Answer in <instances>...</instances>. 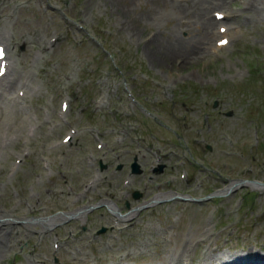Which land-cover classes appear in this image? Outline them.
Returning <instances> with one entry per match:
<instances>
[{
	"label": "rangeland",
	"instance_id": "obj_1",
	"mask_svg": "<svg viewBox=\"0 0 264 264\" xmlns=\"http://www.w3.org/2000/svg\"><path fill=\"white\" fill-rule=\"evenodd\" d=\"M5 1L0 25L13 37L7 56L17 68L12 92L0 100V209L16 219L12 229L19 227L23 239L1 264H27L28 252L44 264H95L100 255L130 248V257L139 252L134 264H162L187 238L198 243L188 261L222 243L226 253L233 243L264 250V189L243 180L214 195L228 179L264 181V0H224L220 10L234 14L222 21L230 27L228 43L212 47L213 34L185 59L170 54L171 46L163 51L166 61L151 60L145 47L200 33L202 6L194 0L181 6L174 0L177 15L169 0ZM49 35L56 39L39 49ZM70 128L72 138L61 143ZM133 156L140 171L132 174ZM182 169L185 183L177 180ZM93 172L104 176L84 191ZM170 175L175 181L164 184ZM123 176L133 181L124 185ZM154 190L172 196L141 205L119 223L101 202L83 217L67 215L40 230L56 211L103 196L126 213L125 201L136 204ZM132 191L139 193L135 200Z\"/></svg>",
	"mask_w": 264,
	"mask_h": 264
},
{
	"label": "bare ground",
	"instance_id": "obj_2",
	"mask_svg": "<svg viewBox=\"0 0 264 264\" xmlns=\"http://www.w3.org/2000/svg\"><path fill=\"white\" fill-rule=\"evenodd\" d=\"M4 1V0H3ZM7 1V0H6ZM5 1V2H6ZM222 1L223 0H194L193 3H198L202 6V11L201 13L199 14V16H201V21H202V29L200 31V33H197L196 35H194L193 37L191 38H188V39H175V43L172 45V44H164V45H161L157 48L155 47H149L147 44L148 43H145V49H146V54L148 55L149 58H151V60H154L155 57H158L160 60H164L166 61L168 59V55L166 52H163L164 50H167L169 49L171 46H174L175 47V51H174V47H171V51H170V54H177V56H181L183 57V59H185L187 57V55L190 53V51L195 47V45L197 44V42H200L204 39V41L207 39V38H210L212 37V35L214 34V25L218 22L217 20H215L212 16L209 15V11H208V7L211 5H220L222 4ZM9 2V1H8ZM177 3L180 5L181 3L179 1H177ZM17 5V4H16ZM1 8V7H0ZM7 8V7H6ZM180 8V7H178ZM177 8V9H178ZM3 16V15H2ZM225 16V14L223 13V16L222 18ZM4 18V17H2ZM1 19V18H0ZM221 20V19H220ZM7 21V20H5ZM3 22V21H2ZM8 22V21H7ZM6 23V22H5ZM133 23V22H132ZM7 24V23H6ZM10 24V23H9ZM137 24L135 23V26ZM6 26L5 24H1L0 25V39L1 41L5 40L7 43H12V39L13 37L10 36L9 34H7V30H6ZM227 31V29H226ZM27 39V38H26ZM151 39V38H150ZM149 39V40H150ZM26 41V40H25ZM30 41V40H29ZM151 41V40H150ZM149 41V42H150ZM28 43V42H27ZM203 43V42H202ZM37 44V43H36ZM40 49V48H39ZM167 55V56H166ZM34 57V55H33ZM38 57V56H37ZM10 58V57H9ZM14 58V57H13ZM11 58V59H13ZM15 59V58H14ZM31 61L33 59H30ZM12 63V61H11ZM14 63V62H13ZM15 65V64H14ZM16 66H12L11 69L8 67L7 69L5 68L4 70V73L3 75L0 77V100L3 99V96H4V92L5 91H8V90H12V87L15 83V80H16ZM20 73V72H19ZM18 79V78H17ZM16 86V85H15ZM10 90V91H11ZM12 92V91H11ZM3 94V96H1ZM10 95V94H9ZM11 96V95H10ZM13 97V96H12ZM16 97V96H15ZM14 99V98H13ZM17 100H19L17 97H16ZM6 100V99H5ZM8 101V100H6ZM7 103V102H6ZM13 103V102H12ZM8 147V146H7ZM237 183H233L232 181H230L228 183V185H226L225 187H222V188H218L215 192L217 193H220V194H224L226 190H228L229 187L232 188V185H236ZM248 184L251 186V187H257V188H264V183H260L258 182L257 180H253V181H248ZM233 186V187H234ZM230 189V188H229ZM172 192H166L164 193L163 195H160L162 198H166L167 196L168 197H171ZM183 198H185L186 196H182ZM151 201V200H150ZM105 205H107L108 209L111 211V212H115L117 213V209L116 207L114 206V204L112 202H109L108 200L106 199H103L102 201ZM36 210V209H35ZM136 209L135 208H130L126 213H117L118 214V218L116 219V223H119V218H123V219H128L131 217V215L134 213ZM84 212H85V209H82L81 210H78V211H74V214H76L78 217H83L84 215ZM10 212H5L3 210L0 209V264L2 262L5 261L6 259V252L7 251H10L14 244L17 243V242H20L22 239H23V235L21 234V231H20V228L17 227L16 231H13V227L12 225H14V221L16 219L14 218H11L10 216ZM70 213L67 212L65 214L63 213H60V214H54L53 216H50L48 219H46V221H43L41 224H40V230H43L44 228L47 227L48 224H51V223H54V222H57L58 220L60 219H63L64 217H66L67 215H69ZM21 216V215H20ZM28 222H30V220H27ZM24 230H27V231H30V228H28L27 225H23L22 226ZM30 232H27L25 235H28ZM203 235V234H202ZM22 236V237H21ZM188 237V236H186ZM191 237V236H190ZM200 237V235H199ZM205 238V237H203ZM137 239V238H136ZM187 239H190V238H187ZM196 238H193L192 240H195ZM134 240V239H133ZM160 240V239H158ZM157 240V241H158ZM202 240V239H201ZM204 240V239H203ZM72 241V240H71ZM70 241V242H71ZM69 242V241H68ZM162 242V240H161ZM185 243L183 244V248L178 250L175 254L172 255L171 259H174L176 260L177 257H179V263L181 261H184L188 258V256L185 257L184 255V252H185V244H187V241L185 240L184 241ZM75 243V242H73ZM83 243V242H82ZM110 243H112L110 241ZM130 242H126L124 243L123 245L125 244H130ZM143 243V242H142ZM159 243V242H158ZM81 244V243H80ZM84 244V243H83ZM156 244V243H155ZM73 245V244H72ZM82 245V244H81ZM17 246V245H16ZM69 246V245H68ZM135 246V245H134ZM158 247V245H155ZM137 247V246H136ZM162 247V246H161ZM73 248V247H72ZM80 248V246H79ZM108 248V246H107ZM116 248V247H115ZM114 248V249H115ZM119 248V247H118ZM116 248V250L118 249ZM130 248V247H129ZM156 248V247H155ZM82 249V248H81ZM113 249V250H114ZM124 249V248H123ZM30 250V249H29ZM28 250V251H29ZM73 250V249H72ZM102 250V248H101ZM121 250V249H120ZM126 250V249H125ZM131 250V248H130ZM167 250V249H166ZM174 250V249H173ZM69 251V250H68ZM109 251V250H108ZM133 251V250H132ZM164 251V250H163ZM27 252V251H26ZM100 252V251H99ZM124 252V251H123ZM29 253V259L28 257L26 259L27 261V264H36L37 260L38 261H41L42 264L45 263V259L42 260L41 257L39 258H35L36 254H32L30 252ZM106 253V252H105ZM249 253V252H248ZM248 253L246 252L245 254H242L241 252H239L237 255L233 254V255H229L228 256V260H230V264H243L245 261L247 262V264H264V262H258V261H255L256 260V257L254 258H251ZM111 254V253H110ZM104 254V255H100V262L99 261H94L95 264H100V263H105V264H115L118 260L121 262V264H124V262L128 261L131 259L130 256L128 255H123L121 254L119 251L115 252L114 254V257L113 258L115 261L113 262L112 261V256L113 254ZM133 254V253H132ZM136 254V253H135ZM139 254V252H138ZM166 254V253H165ZM250 254V253H249ZM76 255V253H75ZM69 256V255H68ZM135 256H138V255H135ZM134 256V257H135ZM163 256V255H162ZM257 256V255H255ZM37 257V256H36ZM84 257V256H83ZM147 257V256H145ZM151 257V256H150ZM147 258L146 260L148 261H151L153 258ZM225 256H220L218 257L217 261H216V264H226L225 261L223 260ZM80 258V257H79ZM141 258V257H140ZM163 258V257H162ZM194 258V257H193ZM75 259V258H74ZM82 259V258H81ZM190 259V257H189ZM251 259V261H249ZM36 260V262H35ZM70 260V258H69ZM77 260V259H76ZM107 260H111V262H107ZM133 260V259H132ZM161 260V259H160ZM253 260V261H252ZM190 261V260H189ZM136 262V260H135ZM235 262V263H234ZM69 263V262H68ZM137 263V262H136ZM157 263V262H156ZM24 264V263H23ZM26 264V263H25ZM38 264V263H37ZM92 264V263H91ZM149 264V263H148ZM159 264V263H158Z\"/></svg>",
	"mask_w": 264,
	"mask_h": 264
},
{
	"label": "snow or ice",
	"instance_id": "obj_3",
	"mask_svg": "<svg viewBox=\"0 0 264 264\" xmlns=\"http://www.w3.org/2000/svg\"><path fill=\"white\" fill-rule=\"evenodd\" d=\"M0 74H2V73H0Z\"/></svg>",
	"mask_w": 264,
	"mask_h": 264
}]
</instances>
